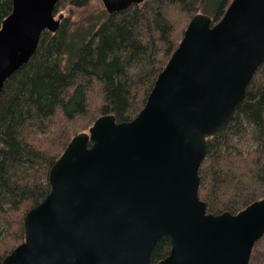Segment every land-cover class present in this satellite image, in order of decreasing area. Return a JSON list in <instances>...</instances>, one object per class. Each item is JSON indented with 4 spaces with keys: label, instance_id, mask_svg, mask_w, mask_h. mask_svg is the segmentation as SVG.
I'll use <instances>...</instances> for the list:
<instances>
[{
    "label": "water",
    "instance_id": "95a60500",
    "mask_svg": "<svg viewBox=\"0 0 264 264\" xmlns=\"http://www.w3.org/2000/svg\"><path fill=\"white\" fill-rule=\"evenodd\" d=\"M58 0H12L0 28V92L55 33ZM145 0H101L108 14ZM264 62V0H231L217 21L194 15L130 121L98 117L48 173L50 191L23 219L1 264H249L264 236V199L207 213L198 171L207 139L229 123ZM264 264V262L262 263Z\"/></svg>",
    "mask_w": 264,
    "mask_h": 264
},
{
    "label": "trees",
    "instance_id": "16d2710c",
    "mask_svg": "<svg viewBox=\"0 0 264 264\" xmlns=\"http://www.w3.org/2000/svg\"><path fill=\"white\" fill-rule=\"evenodd\" d=\"M91 0H58L85 7ZM231 0H145L83 22L63 17L44 31L29 61L0 92V264L24 240L23 219L50 191L48 173L70 140L103 115L130 121L140 112L190 19L217 22ZM12 0H0V28ZM198 196L207 213L236 214L264 199V62L219 133L207 139ZM156 245L151 263L168 256Z\"/></svg>",
    "mask_w": 264,
    "mask_h": 264
},
{
    "label": "rangeland",
    "instance_id": "374dc122",
    "mask_svg": "<svg viewBox=\"0 0 264 264\" xmlns=\"http://www.w3.org/2000/svg\"><path fill=\"white\" fill-rule=\"evenodd\" d=\"M104 9L101 0H91L85 7L80 9L72 8L71 6L65 7L61 12L56 14V18L59 14L63 17L71 14L73 20L79 21L80 23L87 19L90 15L96 11ZM264 262V236L255 244L249 264H262Z\"/></svg>",
    "mask_w": 264,
    "mask_h": 264
}]
</instances>
